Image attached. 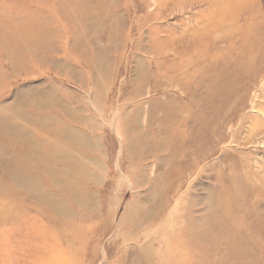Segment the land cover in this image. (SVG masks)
<instances>
[{
  "label": "rangeland",
  "instance_id": "obj_1",
  "mask_svg": "<svg viewBox=\"0 0 264 264\" xmlns=\"http://www.w3.org/2000/svg\"><path fill=\"white\" fill-rule=\"evenodd\" d=\"M47 1L0 0V40L10 29V22L16 28L30 29L28 36H32L35 42L28 46L33 55L42 59L35 72L17 74L4 58V64L8 63L5 69L10 73V79L0 93V99L5 104H12L16 94L39 88L41 92L58 96L57 100L81 101L86 105L87 112L73 103L72 109L82 118H94L104 131L98 136V141L90 145L96 153L93 155L97 159L92 165L96 173L87 182L91 190L88 219L86 222L80 218L77 221V227L84 234L76 243L82 252L76 264H137L139 252L132 250L130 242L120 241L128 226L125 224L119 228L118 225L122 221L130 222L135 212L141 214L149 208L150 191L147 186L132 188L133 182L127 169H133L131 167L134 165L132 160L123 162L127 154L125 135L119 131V125L116 130L115 121L120 111V121L124 112L122 120L135 125L131 112L140 105L143 111L140 125L145 130L151 101L169 97L172 102H181L184 96L176 84L165 90L158 87L163 80L160 78L163 73L158 72L170 65L163 64L168 56L155 55L160 46L155 40L152 44L151 37L153 35L158 40L165 38L169 32L172 36L201 27L212 12L210 4L191 5L190 0H161L166 9L155 27L167 30V33L152 34L150 27L155 21L147 14L162 13L158 0H69L67 5L70 4L62 12L70 23L65 28L59 21L60 14H55L53 10L56 0ZM229 1L231 5L243 4L244 9L236 22H225L223 26L210 30L208 34L216 39L213 51L236 59L244 50L241 39L246 23L259 26L262 50L252 52L253 67L249 71L229 76L220 88L213 91L210 107L230 120L223 131L225 138L219 144L205 145L208 155L198 162L193 173L185 175L181 195L188 197L185 207L177 214L186 211L187 203H193L191 198L196 199L191 219L199 221L206 217V228L202 229L205 239L200 240L199 236L198 249L195 243H190L192 247L184 248L183 255L175 262L165 260L155 264H206L213 258L215 261L212 264H264V0ZM142 17L151 21L142 26L141 34H137L135 22ZM40 24L41 29L36 31ZM107 26L111 29L108 30ZM123 45V56L118 59V49H122ZM3 46L0 44V53L4 51ZM108 60L112 61L111 66L117 74L113 95L107 91L106 84H103L104 77L99 73L110 63ZM143 74L146 79L140 77ZM176 75L180 74L169 73L168 81ZM186 81L187 78L183 79V85ZM181 105L183 107L184 101ZM17 110L29 117L35 115L31 104L20 106ZM13 150L19 151L20 148ZM89 158L86 160L89 161ZM153 163L154 160L150 159L142 166L147 168ZM153 172L152 178L155 177ZM218 173L222 175L221 179L217 177ZM164 175L163 170L161 178ZM222 196H234L230 203L226 200L224 214L213 205ZM11 203L15 202L12 200ZM3 204L0 202V205ZM208 209L216 213L208 217ZM6 217L7 214L0 216L1 236L13 226V223L9 226L2 223ZM161 224L154 225V228L145 226L143 230L151 235ZM175 224L171 223L168 231ZM188 228L186 233L189 232L191 239H197L196 230ZM17 232L26 233L20 229ZM155 233L148 242L152 247L159 241ZM41 238L32 240L36 246L25 247L28 248L27 254L22 248L19 264H68L67 248L49 239L40 241ZM169 238L175 241L171 236ZM93 249H96V253ZM234 250H237V257H234ZM35 252L37 256L28 257ZM2 253L0 247V264H5L6 258L2 257Z\"/></svg>",
  "mask_w": 264,
  "mask_h": 264
},
{
  "label": "bare ground",
  "instance_id": "obj_2",
  "mask_svg": "<svg viewBox=\"0 0 264 264\" xmlns=\"http://www.w3.org/2000/svg\"><path fill=\"white\" fill-rule=\"evenodd\" d=\"M67 1L69 2L56 0L53 3V10L55 14H60L59 21L63 28L70 25L68 19L62 16V12L70 4L67 5ZM207 2L212 12L201 27L186 32L184 30L183 33H175L172 36L171 32L167 33V30L155 27L163 16V11L165 12L164 2L157 1L162 13L147 14L155 21L150 27L152 34L167 33L162 39H154L153 35L151 37V43L155 40L160 46V49L154 52L155 55L168 56V60L163 64L170 65L169 68L160 69L158 72L163 73V78L160 75L163 79L162 85L158 87L165 90L174 84L179 86L184 96L181 100L184 101L183 107L181 102H172L169 97L151 101L145 130L140 125L143 113L140 105L135 106L131 112L136 126L122 120L124 112L120 121V111L115 121L116 130L119 125V131H123L125 135L127 154L123 162L132 160L134 165L131 167L133 169H127V174L133 182L132 188L147 186L150 191L149 208L141 214L135 212L130 222L122 221L118 225L119 228L125 224L128 226L120 241L130 242L132 250L139 252L137 264H155L165 260L175 262L183 255L184 248L192 247L190 243H195L198 249L199 236L200 240L205 239L202 229L206 228V217L199 221L191 219L196 199L191 198L193 203H187L186 211L177 214L185 207V199L188 197L181 195L185 175L193 173L198 162L208 155L205 145L219 144L225 138L223 131L230 120L226 116L218 115L215 109L210 107L213 91L220 88L229 76H236L240 71H249L253 67L252 52L262 50L259 26L246 23L241 39L244 50L236 59L215 53L212 46L215 45L216 39L208 33L212 28L223 26L225 22H236L244 7L243 4L231 5L229 0H190L189 4ZM151 20L139 18L135 22L137 34H141L142 26ZM39 29L41 24L36 31ZM107 29L111 28L107 26ZM28 31L31 30L16 28L10 22V29L1 37L0 44H4V51L0 53V93L9 83L10 73L5 69L8 63L14 73L21 74L35 72L39 67L38 63L42 61L30 51L28 44H34L35 40L32 36L29 38ZM114 32L117 33L116 29ZM124 48L125 45L118 49L116 58H122ZM137 48L138 45L135 49ZM4 58L8 60L6 65ZM108 61L110 63L100 69L99 73L104 77L103 84H106L107 91L113 95L117 74L111 66L112 61ZM173 72L180 75L168 81V74ZM140 77L146 79L144 74ZM185 78L188 81L183 85ZM15 97L12 104H5L3 99H0V202H4L0 205V216L7 214L2 223L8 226L13 223L12 227L4 231L3 236L0 235L2 257L6 258L4 263L19 264L23 255L22 248L36 246L32 240L42 237L40 241L49 239L59 242L62 248H67L68 264H76L77 257L82 253L76 243L80 242L84 234L81 228L77 227V221L79 218L84 219V222L88 219L91 211V190L87 182L92 180L93 173H96L92 168L97 159L94 158L96 153L90 145L93 141H98V136L102 135L104 129L97 125L94 118H82L73 110V101L57 100L58 96L41 92L39 88L16 94ZM29 104L34 107L33 117L17 110L18 107ZM74 104L85 109V112L88 111L83 102L77 101ZM15 147L20 150L14 151ZM86 158H89V161ZM150 159L154 160V163L144 168L143 162ZM167 167L169 169L165 171ZM163 170L165 175L161 178ZM152 172L155 179L152 178ZM217 177L221 179L222 175L218 173ZM233 199L234 196H222L213 205L223 212L227 208L226 200L230 203ZM12 200L15 203H11ZM215 213V210L208 209L206 216L211 217ZM170 222L176 224L168 231ZM158 223L162 224L153 231L159 239L155 248L148 243L153 232L150 235L143 227L154 228ZM187 228L195 229L197 233H193H196L198 238L191 239L189 232L187 234L185 231ZM19 229L26 233L17 232ZM183 232L186 235L182 236ZM168 236L175 241L168 239ZM28 248L23 249L25 254L28 253ZM93 252L96 253V249H93ZM233 254L237 257V250H234ZM32 256H37V253H31L28 257ZM214 261L213 258L206 264H212Z\"/></svg>",
  "mask_w": 264,
  "mask_h": 264
}]
</instances>
